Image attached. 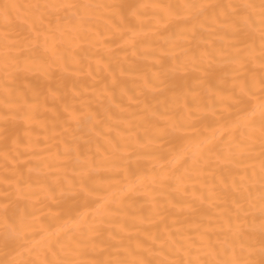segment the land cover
<instances>
[{"label": "bare ground", "instance_id": "6f19581e", "mask_svg": "<svg viewBox=\"0 0 264 264\" xmlns=\"http://www.w3.org/2000/svg\"><path fill=\"white\" fill-rule=\"evenodd\" d=\"M0 264H264V0H0Z\"/></svg>", "mask_w": 264, "mask_h": 264}]
</instances>
